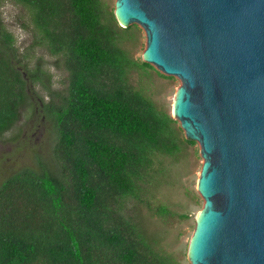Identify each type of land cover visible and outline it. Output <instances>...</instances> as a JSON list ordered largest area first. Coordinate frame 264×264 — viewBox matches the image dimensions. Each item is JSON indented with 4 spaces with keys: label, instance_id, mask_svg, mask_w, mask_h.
Here are the masks:
<instances>
[{
    "label": "trees",
    "instance_id": "obj_1",
    "mask_svg": "<svg viewBox=\"0 0 264 264\" xmlns=\"http://www.w3.org/2000/svg\"><path fill=\"white\" fill-rule=\"evenodd\" d=\"M16 1L30 10L35 43L61 56L69 83L43 103L51 154H35L0 184V264H177L124 210L134 198L166 215L144 197L150 170L157 155L195 144L131 82L134 69L152 68L124 46L137 25L122 26L106 0ZM13 42L0 20V137L20 116L28 77L44 75L14 62Z\"/></svg>",
    "mask_w": 264,
    "mask_h": 264
},
{
    "label": "water",
    "instance_id": "obj_2",
    "mask_svg": "<svg viewBox=\"0 0 264 264\" xmlns=\"http://www.w3.org/2000/svg\"><path fill=\"white\" fill-rule=\"evenodd\" d=\"M115 15L181 81L173 117L203 158L191 264H264V0H116Z\"/></svg>",
    "mask_w": 264,
    "mask_h": 264
},
{
    "label": "rangeland",
    "instance_id": "obj_3",
    "mask_svg": "<svg viewBox=\"0 0 264 264\" xmlns=\"http://www.w3.org/2000/svg\"><path fill=\"white\" fill-rule=\"evenodd\" d=\"M115 8L116 0H106ZM0 20L14 39L10 53L14 62L25 72L39 68L42 82L28 77L27 101L20 108V116L0 137V184L18 169L33 165L37 153L49 156L54 145V131L43 103L50 101L52 92L63 96L69 83V73L58 55L45 44L35 43V30L30 10L16 0H0ZM135 24V23H134ZM131 24V25H134ZM132 37L124 46L131 56L143 60L147 47L146 33L136 24ZM27 76V75H26ZM130 79L157 104L173 115L174 101L181 81L166 78L154 65L148 69H134ZM61 100V97H57ZM183 136L187 138L182 129ZM203 165L200 145L187 144L175 156L159 154L145 184V198L155 206H165L166 215L157 214L138 199H130L125 212L140 222L154 242L156 250L172 256L177 264H191L189 246L197 220L204 207L198 191Z\"/></svg>",
    "mask_w": 264,
    "mask_h": 264
},
{
    "label": "bare ground",
    "instance_id": "obj_4",
    "mask_svg": "<svg viewBox=\"0 0 264 264\" xmlns=\"http://www.w3.org/2000/svg\"><path fill=\"white\" fill-rule=\"evenodd\" d=\"M201 214H202V213H200V215H199V219H200V217H201Z\"/></svg>",
    "mask_w": 264,
    "mask_h": 264
}]
</instances>
